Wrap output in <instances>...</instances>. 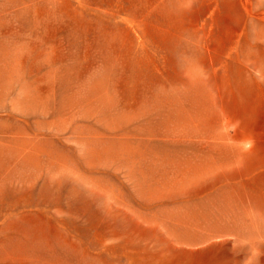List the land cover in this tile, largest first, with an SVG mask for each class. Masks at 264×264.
Here are the masks:
<instances>
[{
  "label": "rangeland",
  "instance_id": "rangeland-1",
  "mask_svg": "<svg viewBox=\"0 0 264 264\" xmlns=\"http://www.w3.org/2000/svg\"><path fill=\"white\" fill-rule=\"evenodd\" d=\"M0 264H264V0H0Z\"/></svg>",
  "mask_w": 264,
  "mask_h": 264
}]
</instances>
